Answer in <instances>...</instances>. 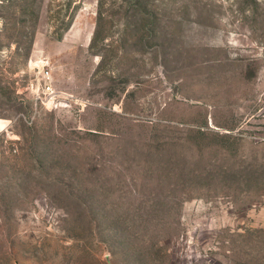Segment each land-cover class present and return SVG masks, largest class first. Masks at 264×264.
Wrapping results in <instances>:
<instances>
[{
    "label": "rangeland",
    "instance_id": "374dc122",
    "mask_svg": "<svg viewBox=\"0 0 264 264\" xmlns=\"http://www.w3.org/2000/svg\"><path fill=\"white\" fill-rule=\"evenodd\" d=\"M0 264H264V0H0Z\"/></svg>",
    "mask_w": 264,
    "mask_h": 264
}]
</instances>
